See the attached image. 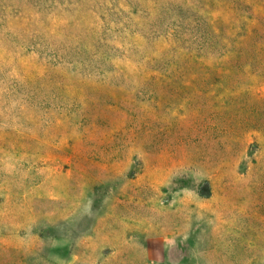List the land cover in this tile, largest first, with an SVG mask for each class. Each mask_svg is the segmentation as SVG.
Returning a JSON list of instances; mask_svg holds the SVG:
<instances>
[{"label":"rangeland","instance_id":"rangeland-1","mask_svg":"<svg viewBox=\"0 0 264 264\" xmlns=\"http://www.w3.org/2000/svg\"><path fill=\"white\" fill-rule=\"evenodd\" d=\"M182 1L0 0V264H264V0Z\"/></svg>","mask_w":264,"mask_h":264},{"label":"trees","instance_id":"trees-1","mask_svg":"<svg viewBox=\"0 0 264 264\" xmlns=\"http://www.w3.org/2000/svg\"><path fill=\"white\" fill-rule=\"evenodd\" d=\"M184 6H185V3L182 0H168L166 5L163 6V12L166 16L165 17L166 19H164L163 24H166V25L170 24L171 21L175 22V24L181 22L180 14L183 12ZM170 25H173V24H170ZM176 26L177 28H179V24H177Z\"/></svg>","mask_w":264,"mask_h":264}]
</instances>
